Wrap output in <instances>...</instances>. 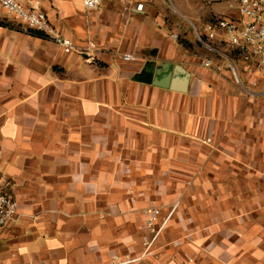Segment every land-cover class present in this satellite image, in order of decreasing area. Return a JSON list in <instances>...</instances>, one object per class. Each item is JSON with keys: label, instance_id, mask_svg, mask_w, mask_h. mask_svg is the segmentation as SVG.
<instances>
[{"label": "crops", "instance_id": "crops-1", "mask_svg": "<svg viewBox=\"0 0 264 264\" xmlns=\"http://www.w3.org/2000/svg\"><path fill=\"white\" fill-rule=\"evenodd\" d=\"M27 1L78 49L95 46L90 55L65 53L20 21L0 23V190L19 205L18 219L0 227V264H153L133 256L143 203L130 191L138 159L158 156L175 158L218 207L198 217L210 224L194 232L192 262L178 251L169 264H264V92L247 91L257 72L244 73L242 86L174 14L226 47L207 23L238 16L228 0L208 9L183 0L185 12L168 0L90 9L83 0ZM168 74L169 87L142 80Z\"/></svg>", "mask_w": 264, "mask_h": 264}, {"label": "rangeland", "instance_id": "rangeland-1", "mask_svg": "<svg viewBox=\"0 0 264 264\" xmlns=\"http://www.w3.org/2000/svg\"><path fill=\"white\" fill-rule=\"evenodd\" d=\"M183 0H168L171 9L178 6L181 12H185L182 4ZM224 0H185L186 9H208L213 3H222ZM0 8V18L2 21L22 26L21 23L11 17L2 15ZM175 17H180L181 24L185 25L192 34L193 24L197 23L194 18L184 14L174 13ZM178 19V18H177ZM194 19V20H193ZM182 36V34H179ZM184 39V38H183ZM137 161V187L132 194H135L138 202L140 220L138 221L137 241L139 242L137 251L133 254L137 261L148 260L153 264H169L174 259L176 252H181L191 263L192 249L199 241L194 232L208 227L209 222L199 221L200 214L216 212L218 207L209 205L208 190H197L193 187L190 175H186L178 168L175 158H145L144 170L140 168ZM191 164V160L187 162ZM185 165V164H184ZM201 200V205L198 201ZM143 205V206H142ZM221 212H225L227 207L222 206ZM149 209H157L158 212L151 216ZM197 216V217H195ZM202 220V218H201ZM216 224V223H215ZM204 244H209L217 239H200ZM173 255V256H172ZM161 257H163L161 261ZM170 257V258H169ZM141 259V260H140ZM132 261L133 258H130ZM176 261V260H175Z\"/></svg>", "mask_w": 264, "mask_h": 264}, {"label": "built area", "instance_id": "built-area-1", "mask_svg": "<svg viewBox=\"0 0 264 264\" xmlns=\"http://www.w3.org/2000/svg\"><path fill=\"white\" fill-rule=\"evenodd\" d=\"M102 0H83L86 8H98ZM231 9H236L238 16H219L207 23V29L219 32L226 42V47H219L208 41L200 31L194 27L197 41L203 47L226 61L236 81L244 86V73L257 72V76L250 79L247 91L251 94L264 92V0H228ZM0 7L13 19L23 23L28 29L39 31L49 36L58 44L65 53L77 50L80 53L90 55L95 43L88 40L87 45L78 49L74 41L63 35L57 26L50 20L45 11L39 6L29 3L27 0H0ZM143 7L142 3L137 9ZM176 38L178 34L172 32ZM124 60L134 59L131 53L122 55ZM201 63L216 70H222L220 63H214L212 58L203 57ZM151 216L158 212L157 209H149ZM19 217L18 200L10 191L0 190V227H3ZM128 259L116 257L115 264H128ZM15 264V263H11ZM23 264H40L27 261ZM177 264H188V261L180 260Z\"/></svg>", "mask_w": 264, "mask_h": 264}, {"label": "water", "instance_id": "water-1", "mask_svg": "<svg viewBox=\"0 0 264 264\" xmlns=\"http://www.w3.org/2000/svg\"><path fill=\"white\" fill-rule=\"evenodd\" d=\"M143 81L145 82H151V83H154L156 85H159V86H163V87H169L170 86V75H166L165 77H155V78H152V76H145L142 78Z\"/></svg>", "mask_w": 264, "mask_h": 264}, {"label": "trees", "instance_id": "trees-1", "mask_svg": "<svg viewBox=\"0 0 264 264\" xmlns=\"http://www.w3.org/2000/svg\"><path fill=\"white\" fill-rule=\"evenodd\" d=\"M3 22L0 20V23ZM31 32L35 33V34H39V35H44L43 33L39 32V31H35V30H30Z\"/></svg>", "mask_w": 264, "mask_h": 264}]
</instances>
